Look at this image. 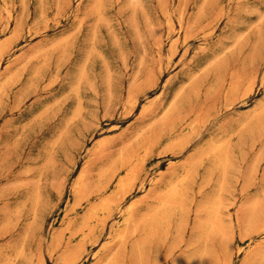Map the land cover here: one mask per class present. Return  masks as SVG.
<instances>
[{
    "label": "rangeland",
    "instance_id": "obj_1",
    "mask_svg": "<svg viewBox=\"0 0 264 264\" xmlns=\"http://www.w3.org/2000/svg\"><path fill=\"white\" fill-rule=\"evenodd\" d=\"M47 2L40 18L38 0H29L19 45L0 65V90H7L0 105V262L9 255L12 264H63L81 248L71 264H107L113 258L115 264H194L200 254L205 264H251L252 259V264H263L257 260L264 258V0H71L62 6L59 0ZM5 4L21 17V0H0V6ZM38 26L46 28L44 34L31 36L28 30ZM93 44L88 81L80 94L86 123L76 131L77 143L67 153L65 143L54 140L61 120L71 115L78 100L62 94L76 61ZM24 84H29L30 95ZM46 103L50 118L33 120L30 112ZM251 114L262 117V123ZM249 118L254 122L243 126ZM217 138H228L236 168L227 173L231 191L224 194L219 219L225 236L201 239L196 229L209 216L204 200L216 191L222 170L213 166L211 155L203 164L195 159ZM142 139L149 141L141 174L123 205V210L135 205L136 220L124 227L115 207L100 210L83 233V218L100 200V169L125 158L126 150ZM102 140L109 142L97 150ZM49 153L59 173L42 169ZM83 168L87 181L80 178ZM189 170L194 173L188 180L189 198L174 200L180 208L172 205L168 233L162 234L160 224L151 223V211L161 209L167 182ZM85 182L87 188L78 191L77 199L76 191ZM32 188L47 195L44 206L22 205ZM82 195L89 200L82 201Z\"/></svg>",
    "mask_w": 264,
    "mask_h": 264
},
{
    "label": "bare ground",
    "instance_id": "obj_2",
    "mask_svg": "<svg viewBox=\"0 0 264 264\" xmlns=\"http://www.w3.org/2000/svg\"><path fill=\"white\" fill-rule=\"evenodd\" d=\"M96 1H100V0H96ZM95 0H94V2H96ZM102 2H103V0H101ZM38 2H39V7H40V9H39V7H38V10H39V13H37V14H39V17L41 18V17H43V15L46 13V10H47V8H48V6H47V4H48V2H47V0H38ZM59 4H60V6H62V2H63V4H68V3H70L71 2V0H59ZM91 2V1H90ZM89 2V3H90ZM102 2H99L97 5H102V4H104V2L102 3ZM218 2V1H217ZM97 3V2H96ZM100 3H102V4H100ZM21 5H22V9H23V14L21 15V17L20 18H18L19 16H17V15H15V8L12 6V7H10V6H7L6 4H5V6H0V65L3 63V61H4V59H5V57L6 56H8V55H10L11 53H13L14 52V49H15V47H17L18 45H19V39L21 38V36L23 35V25H24V23H25V21H26V19H28L27 17H28V7H29V0H21ZM89 5V4H88ZM96 5V6H97ZM38 6V5H37ZM90 6H91V3H90ZM96 6H94L93 8H96ZM200 6H201V4H200ZM204 6V5H203ZM89 7V6H88ZM92 7V6H91ZM202 7V6H201ZM56 8V7H55ZM90 8V7H89ZM89 8H87V10L89 9ZM98 8V7H97ZM57 9V8H56ZM91 9V8H90ZM103 9H104V7H103ZM78 10V9H77ZM93 11L95 10V9H92ZM97 10V9H96ZM96 10H95V12H96ZM198 10V9H197ZM204 10V9H203ZM62 11V10H61ZM79 11V10H78ZM93 11H91V13H93ZM170 13V12H169ZM264 13V12H263ZM263 13L261 14V16L263 15ZM99 14V13H98ZM198 14V13H197ZM94 15V14H93ZM102 15V14H101ZM199 16V15H198ZM98 17V16H97ZM102 17H104V15H102ZM201 17V16H200ZM40 18L38 19V23L40 22ZM199 18V17H198ZM99 19H101L100 17H99ZM34 21L33 22H35L36 20H35V18L33 19ZM200 20V19H199ZM195 22V21H194ZM13 24L15 25V27H13ZM93 30V29H92ZM46 31V28L45 29H42V28H40L39 26L38 27H34V28H30L29 30H28V32H30L31 33V36L33 35H38V34H41V33H43V32H45ZM96 33V32H95ZM44 34V33H43ZM94 34V33H93ZM92 35V34H91ZM94 36V35H93ZM96 36V35H95ZM93 37L94 39L96 38V37ZM61 37V36H60ZM65 37V36H64ZM68 37V36H67ZM90 37V36H89ZM59 39V38H58ZM65 39V38H64ZM67 39H69V38H67ZM94 39H92L93 40V42L92 41H89V42H92V43H94ZM64 41H66V39L64 40ZM64 41H61V43L63 42L64 43ZM57 42V41H56ZM59 43V42H58ZM68 43H69V41H68ZM65 44V43H64ZM67 44V43H66ZM56 45V44H55ZM68 45V44H67ZM59 46H61V44L59 45ZM65 46V45H64ZM93 46H94V44L92 45V48H88L89 49V51L88 52H86V54H85V56H83L84 58L82 59V58H80V59H82V60H80V61H76L77 63L75 64V66H74V69H73V71H72V77H71V80L70 81H67V83H66V87H65V89H64V91H63V94H62V97H68V96H73V97H75V99H77L76 101H77V103H76V106L74 107V109H73V111H72V113H71V115L70 116H68V117H64L62 120H61V122H60V124H59V126H58V128H57V135H56V138H55V140H54V143H56V144H58V143H60V144H62V142H64L65 143V145H64V148H65V152H67L68 153V151H69V149H70V147H72V146H74L76 143H77V136H76V138H75V133H76V131L77 130H80V128H81V126H83V127H85L84 126V124L86 123V117H84V115H83V113H84V111H83V107H82V105L80 104V94H81V91H82V86L84 85V83L85 82H87L88 80H87V78H88V73H89V71H88V69H87V63L89 62V60H90V58H92L91 57V55H92V53H93V51H94V53H95V50H93ZM227 46V45H226ZM226 46L224 47L225 49H227L226 48ZM62 47V46H61ZM59 48V47H58ZM87 49V50H88ZM222 49V48H221ZM224 49V50H225ZM64 50H65V47H64ZM87 50H84V51H87ZM61 51H63V50H61ZM60 51V52H61ZM221 51L222 50H219V51H217V52H214V58L213 59H217V58H215V56L217 57L220 53H221ZM64 52V51H63ZM67 51L65 50V53H66ZM64 53V54H65ZM68 53V52H67ZM62 54V53H61ZM69 54V53H68ZM66 55V54H65ZM64 55V56H65ZM64 56L62 55L61 56V58L63 57V59H64ZM67 56V55H66ZM159 56H161V55H159ZM209 59H211V58H209ZM65 60V59H64ZM211 61V60H210ZM215 61V60H214ZM46 62H47V64H48V61L47 60H45V64H46ZM42 65H43V63H41ZM40 64V65H41ZM42 65H41V67H42ZM38 66V65H37ZM36 66V67H37ZM47 66V65H46ZM160 66V65H159ZM40 67V66H39ZM40 67V68H41ZM48 67V66H47ZM58 67V66H57ZM38 68V67H37ZM40 68H38V69H40ZM43 68H45V67H43ZM43 68H42V70H43ZM37 69V70H38ZM14 70V69H13ZM33 71H34V69H33ZM11 72V71H10ZM16 72V71H15ZM39 72V71H38ZM40 72H44V71H41L40 70ZM8 73H9V70H8ZM12 73V72H11ZM34 73V72H33ZM189 73V72H188ZM10 74V73H9ZM32 74V73H31ZM36 74H37V71H36ZM43 74V73H42ZM42 74H41V76H42ZM30 75V74H29ZM38 75H39V73H38ZM38 75H36L35 77H36V80H38V79H40L39 77H41V76H38ZM189 75V74H188ZM194 75V73L193 74H191L190 76H189V79L191 80L193 77H195V76H193ZM5 76H6V74H5ZM12 76V75H11ZM33 76H34V74L32 75V78H33ZM106 76V75H105ZM8 77V76H7ZM75 77H76V80H75ZM218 77V76H217ZM12 77H10L9 79H11ZM17 79L19 78V76H17L16 77ZM16 78H13L12 80H13V82L15 81L14 79H16ZM111 78V77H110ZM5 79V78H4ZM16 79V80H17ZM194 79H196V78H194ZM218 79V78H217ZM6 80H8V78L6 79ZM6 80H4V81H6ZM18 80H20V79H18ZM35 80V81H36ZM75 80V81H74ZM144 80V79H143ZM31 80H30V77H29V82H30ZM108 80H106V82H105V85L108 83L107 82ZM111 81V80H110ZM193 81V80H192ZM196 81V80H195ZM8 82V81H7ZM6 82V85L8 84ZM11 82V81H10ZM26 82V81H25ZM32 82H33V79H32ZM37 82V81H36ZM5 83V82H4ZM4 83L2 84L3 85V87H4ZM15 83V82H14ZM26 83H28V82H26ZM110 83V82H109ZM112 83V82H111ZM238 83V82H237ZM10 84V83H9ZM12 84V83H11ZM33 84H35V83H33ZM218 84V83H217ZM234 84V83H233ZM13 85V84H12ZM25 85V84H24ZM111 85V84H110ZM11 86V85H10ZM26 87H29V84H28V86H27V84L25 85ZM25 86H24V89H25ZM34 86H37L36 84L34 85ZM31 88H33V85L31 86ZM35 88V87H34ZM6 89V88H5ZM5 89L3 88V90H4V92H5ZM24 89H22V90H24ZM36 89V88H35ZM35 89H34V92L36 93V91H35ZM92 89V88H91ZM94 89H95V87H94ZM109 89V88H108ZM215 89V88H214ZM214 89H212L213 91H214ZM2 90V89H1ZM1 90H0V105L2 104L1 103V101L3 100L2 99V97L3 96H6V95H4V94H2L3 93V90H2V92H1ZM26 90V89H25ZM29 90H30V87L29 88H27V91H28V94L30 95V93H29ZM37 90V89H36ZM27 91H26V95H28L27 94ZM6 92H7V90H6ZM5 92V93H6ZM106 92V91H105ZM215 92V91H214ZM21 93V92H20ZM24 93L25 92H23V95H24ZM7 94V93H6ZM25 95V96H26ZM28 95V96H29ZM82 95V94H81ZM106 95V94H105ZM113 96V95H112ZM110 97V96H109ZM109 97L107 98V99H109ZM114 97V96H113ZM21 98L23 99V98H25V97H23L22 95H21ZM106 98V97H105ZM111 98V97H110ZM22 99H19V101L20 100H22ZM113 99V98H112ZM110 100V99H109ZM22 101H24V99L22 100ZM21 102V101H20ZM82 102V101H81ZM107 102H108V100H107ZM4 103H5V101H4ZM261 103H263V102H261ZM260 103V104H261ZM80 104V105H79ZM48 104L46 103V106L45 107H43L42 105V107L43 108H41V110H39V111H36V110H34V111H31L30 113H31V118L33 119V120H35L36 118H39L42 122L44 121H46V120H48L49 118H50V113H49V111L47 110V108H49L48 106H47ZM60 106V105H59ZM258 106H260V105H258ZM51 107V106H50ZM58 107V106H57ZM264 107V106H263ZM59 108V107H58ZM202 108V107H201ZM194 109V108H193ZM50 110V109H49ZM156 111V110H155ZM200 112V111H199ZM264 112V110L263 111H261V114ZM192 113V112H191ZM196 113V112H195ZM260 114V115H261ZM250 115V114H249ZM252 115H253V117H254V114H251V117H252ZM259 115V116H260ZM261 116H263V115H261ZM83 117V121L81 120V119H79V118H82ZM198 117V116H197ZM200 117V116H199ZM250 117V116H249ZM257 117H258V114H257ZM256 116L254 117V118H257ZM30 118V119H31ZM260 118V117H259ZM85 119V120H84ZM201 119V118H200ZM258 119V118H257ZM262 117L260 118V119H258V122L259 121H261L260 123H262ZM80 120V124H79V121ZM198 121V122H197ZM196 122H197V124L199 123V119L197 120ZM245 121H247V120H245ZM245 121H243V122H241V124L244 126L246 123L247 124H249V125H251V123H253L252 122V120H250V118H249V122H245ZM256 121V120H255ZM32 121L30 120L29 121V123H28V125L31 123ZM78 122V124H75V123H77ZM39 123V122H38ZM178 123H180V122H178ZM73 125L75 126L74 128H73ZM78 125V126H77ZM87 125V124H86ZM254 125V124H253ZM262 125V124H261ZM260 125V126H261ZM247 126V125H246ZM82 127V128H83ZM193 128V127H192ZM253 130V129H252ZM81 131V130H80ZM249 132L251 131L250 129L248 130ZM79 132V131H78ZM254 132H256V130L254 131L253 130V132L252 133H254ZM224 133V132H223ZM240 133V132H239ZM238 133V134H239ZM246 133V132H245ZM137 134V133H136ZM237 134V135H238ZM248 134H250V133H248ZM80 135V134H79ZM78 135V136H79ZM251 135V134H250ZM255 136V135H254ZM241 137H243L242 135H241ZM249 137V136H248ZM135 138V137H134ZM219 138V137H218ZM215 139V140H213V141H208L209 143H208V145L206 146V145H204L205 147H203V148H201L200 149V151H199V153H198V156H197V159H195V160H197V161H199V162H201L202 160H204L205 158V156H206V158H208L207 157V155H211V156H213V159H214V163H213V166L215 167H218V168H220L221 170H222V175H221V178L219 179V181L217 180V183H216V191L214 192V194H212V193H210L209 195H210V200L206 197V199H208L209 201L208 202H205V200H204V206H205V210H207L208 212V215L209 216H207L206 218H208L207 220L206 219H203V220H205V221H203L201 224H200V227H199V230H197L196 229V232L197 231H199L198 232V235H199V238H201V239H203V237L204 238H210V237H213L214 235L216 236V235H219V233L220 234H222L223 236H225V234H224V232H223V230H221L220 229V224H219V222H220V213H221V210H222V213H223V209H224V207H222V205H223V201L225 200V198L223 199V197L225 196L224 194L225 193H227V192H229L230 193V191H231V189H229V191H227L228 189H227V182L230 184V182L227 180V173L229 172V170H230V168L233 166L234 167V169L236 168V165H233L235 162V160L233 161L232 160V153H233V151H232V149H233V147L231 148L230 147V142H228V141H226V140H228V138L226 139V138H221V139ZM148 139H150V138H148ZM239 139H241V138H239ZM245 139V138H244ZM118 140V139H117ZM211 140V139H210ZM80 141H81V139H80ZM136 141H137V139H136ZM141 141V140H140ZM138 142V143H136L135 145H131L127 150H126V153L128 154L125 158H123L122 160H119L118 161V159L119 158H117V159H114V160H112L107 166L104 164L102 167H104V168H102V169H100L101 171H100V175H99V182H97L98 183V187H97V191H96V194L97 195H99L100 196V200H99V202L96 204V206H94L92 209H91V211H90V213L85 217V218H83V220H82V222H81V228H82V230H80V231H82L83 233H84V231L85 230H87V229H90V227H89V225H90V221L94 218V217H96L97 215H98V212L100 211V210H108V209H112L113 207H115L117 210H118V213H121L122 215H123V220H122V223H123V225H124V227H126V226H128L129 224H131V223H133L136 219H135V211H134V209H135V205H128L127 207V209H125V210H123V205H124V203L125 202H127V200H128V198L131 196V194H133V192H134V189H135V187H136V185H137V179L139 178V174H141L140 173V168L142 167L141 165H142V161H143V159H144V155H145V152H146V150H147V145H148V141L149 140H143L142 139V142ZM49 142V141H48ZM108 142H109V140H102V141H99L98 143H97V150H99V149H101V148H103V147H105L107 144H108ZM131 142V141H130ZM153 142V141H152ZM46 143V142H45ZM84 144V143H83ZM83 144H81V145H83ZM54 146V145H53ZM76 147H78V146H76ZM128 147V146H127ZM240 147V146H239ZM121 150V149H120ZM150 150V149H149ZM197 152V151H196ZM125 153V151H122L121 153H120V156H122L123 154ZM149 153V152H148ZM195 156V155H194ZM211 156H210V158H211ZM235 156V159H236V162H237V158H236V155L235 154H233V157ZM212 159V160H213ZM234 159V158H233ZM207 160V159H206ZM205 160V161H206ZM92 161V160H91ZM202 163V162H201ZM204 163V162H203ZM202 163V164H203ZM198 164V163H197ZM86 165H87V163H86ZM199 165V164H198ZM57 161L55 160V158L51 155V153H49L48 155H47V159H46V162L43 164V166H42V169L44 168V169H46V168H49L50 170H52L53 172H55V173H59V169L57 168ZM86 167V166H85ZM232 167V168H233ZM185 168V167H184ZM86 168H83V171L81 172V174H80V178L81 179H83V181H87V177H88V174H87V170H85ZM62 170V169H61ZM213 170V168L211 167V171ZM255 170V169H254ZM79 171H81V170H79ZM210 171V172H211ZM218 170H216V175H218L217 172ZM89 172V171H88ZM189 172H191L190 170L189 171H186V173H183V174H179V176H177V177H175V178H173V179H171L169 182H167V184L164 186V189H163V191L162 192H164V194L162 195V196H164V198L162 199V202H159L160 203V205H159V207H161V209L160 210H157V211H154L153 210V212L151 211V220H152V222H151V220L149 221V222H151V223H153V225H155V223L154 222H157V223H159L160 224V226L162 227H160V229H163L164 231H162V232H164V233H162V234H165V232L167 231V227H170V226H168V221L167 220H169L170 218V210H171V208L173 207L172 205H174L175 207H177L178 205L176 204H174V200H180V202H183V200H182V198H184L185 199V197L187 198L188 197V195H186V193L188 192L187 190H190L191 189V187H190V189H188V183H190L188 180H189V178H192V174H194V173H191V174H189ZM231 172V171H230ZM244 172V171H243ZM209 173V172H208ZM239 173V172H238ZM90 174V173H89ZM212 174V173H211ZM190 175H192L191 177H190ZM209 175H210V173H209ZM220 175V174H219ZM230 174H228V177H230L229 176ZM263 175V174H262ZM56 176H58V175H56ZM62 176V175H61ZM210 176H212V175H210ZM209 179L208 180H210V178H212V177H208ZM251 178V177H250ZM262 178V177H261ZM215 179V178H214ZM217 179V178H216ZM215 179V180H216ZM248 179H249V177H248ZM62 180V179H61ZM191 180V179H190ZM214 180V181H215ZM230 180H231V178H230ZM140 181V180H139ZM248 181V180H247ZM144 182V181H143ZM56 184V183H55ZM60 184V183H59ZM242 185V184H241ZM191 186V185H190ZM41 187V186H40ZM78 187V186H77ZM80 187H82V188H76V189H78L77 191H76V198L78 199V197H80L79 195H78V191L80 192V190L82 191H84L86 188H87V183L85 182L84 184H83V186H80ZM141 187H144V183H142L141 184ZM229 187H230V185H229ZM111 188V192H110V194H107V195H105V193L107 192V190H109ZM152 188V187H151ZM151 190V189H150ZM87 191H89V188L87 189ZM213 191V190H212ZM243 191V190H242ZM263 191H264V188H263ZM85 192V191H84ZM31 195L28 197L29 199L27 200V201H24V202H22V205L25 207V206H27V205H30V206H32L33 208L34 207H39V206H44L45 205V203H46V197H47V195L45 196V195H43V192L41 191V189L40 188H36V189H34L33 190V188H32V190H31ZM74 193V192H73ZM228 193V194H229ZM75 194V193H74ZM86 194V193H85ZM189 194V193H188ZM212 194V195H211ZM227 194V195H228ZM78 195V196H77ZM208 195V196H209ZM86 197H87V195H86ZM149 197V196H148ZM258 197H260V195L258 194ZM83 195H82V201H83ZM143 198V197H142ZM189 198V197H188ZM261 199H262V197H260ZM27 199V198H26ZM26 199H24V200H26ZM80 199L81 198H79V201H80ZM150 199V198H149ZM157 199V198H156ZM229 200H230V198H228ZM228 199L226 198V200L228 201ZM84 200H86V201H88L86 198H84ZM182 200V201H181ZM159 201V200H158ZM177 201V203H179ZM203 201V200H202ZM227 201H226V204H227ZM247 201V200H246ZM258 201V200H257ZM230 202V201H229ZM234 202V201H233ZM247 202H249V201H247ZM133 203V202H132ZM225 203V202H224ZM232 203V201L230 202V204ZM259 203V202H258ZM260 203H262V202H260ZM131 204V203H130ZM181 204V203H180ZM202 204V203H201ZM255 204H256V201H255ZM158 205V204H157ZM183 205V204H182ZM225 205V204H224ZM243 205V204H242ZM259 205V204H258ZM257 205V206H258ZM21 206V205H20ZM22 206V207H23ZM137 206V205H136ZM155 207H156V204L154 205ZM181 206V205H180ZM254 206V205H253ZM21 207V208H22ZM31 207V208H32ZM179 207V206H178ZM177 207V208H178ZM201 207H203V204H202V206ZM255 207H256V205H255ZM20 208V209H21ZM26 208V207H25ZM158 208V207H157ZM176 208V209H177ZM180 208V207H179ZM185 208V207H184ZM184 208H182V209H184ZM23 209V208H22ZM21 209V210H22ZM40 209V208H39ZM181 209V210H182ZM19 210V209H18ZM33 210H35V209H33ZM150 210H152V209H150ZM149 210V211H150ZM174 209H172V211H173ZM20 211V210H19ZM148 211V212H149ZM176 211V210H175ZM182 211H184L185 212V210H182ZM201 211H202V209H201ZM243 211V210H242ZM204 212H206V211H204L203 210V213ZM32 214H33V212H31ZM176 213H178V212H176ZM182 213V212H181ZM242 213V212H241ZM36 214H38L37 212H36ZM183 214V213H182ZM181 214V215H182ZM184 215V214H183ZM205 216L207 215V214H204ZM223 215V214H222ZM221 215V216H222ZM176 216V215H175ZM179 216H180V213H179ZM230 216V215H229ZM101 217V216H100ZM178 217V216H177ZM254 217V216H253ZM181 218H182V216H181ZM180 218V219H181ZM224 218V217H223ZM248 218V217H247ZM246 218V219H247ZM261 219V218H260ZM259 219V220H260ZM94 220V219H93ZM145 220H147V219H145ZM221 220H222V218H221ZM229 220H230V218H229ZM238 220V219H237ZM262 220V219H261ZM31 221V220H30ZM148 221V220H147ZM232 221V220H231ZM242 221V220H241ZM247 221V220H246ZM252 220H250V222H251ZM103 222H104V220H103ZM170 222V221H169ZM255 222V221H254ZM258 223H259V221H257ZM93 223V222H92ZM156 223V224H157ZM200 223V222H199ZM198 223V224H199ZM224 223H226L225 221H223V226H226ZM252 223V222H251ZM250 223V224H251ZM257 223V224H258ZM197 224V225H198ZM230 224V223H229ZM254 224H256V223H254ZM170 225V224H169ZM31 226V225H30ZM105 226H106V224H105ZM150 226H151V224H150ZM199 226V225H198ZM223 226H221V227H223ZM248 226V225H247ZM65 227V226H64ZM80 227V226H79ZM129 227V226H128ZM158 227V225L155 227V228H157ZM159 228V227H158ZM250 228V227H249ZM123 230H125L126 228H122ZM169 230V229H168ZM51 231V230H50ZM93 231V230H92ZM76 232V231H75ZM153 232V234H154V232H155V230L154 231H152ZM152 232H151V235H152ZM222 232V233H221ZM92 233V232H91ZM166 233H168V231L166 232ZM90 233H88V235H89ZM127 235H128V233H126ZM86 235V234H85ZM83 236V238H85L86 236ZM127 235H125L124 236V238L127 236ZM151 235H149V237L151 236ZM166 235V234H165ZM197 235V236H198ZM196 236V237H197ZM147 237H148V235H147ZM163 237V236H162ZM152 238V237H151ZM84 241V240H83ZM88 241V240H87ZM206 241V240H205ZM250 241V240H249ZM145 243V242H144ZM248 243V242H247ZM257 243V242H256ZM77 245H78V243H77ZM83 245V244H82ZM145 245H146V243H145ZM254 245H255V243H254ZM254 245H252L253 247H254ZM76 246V245H75ZM79 246V245H78ZM251 246V247H252ZM79 247H81V246H79ZM83 247V246H82ZM252 247V248H253ZM256 247V246H255ZM264 247V246H263ZM257 248V247H256ZM255 248V249H256ZM76 249V248H75ZM69 250V249H68ZM96 250V249H95ZM249 250H250V248H249ZM83 251V249H78L77 250V254L75 255V257L74 256H72V257H74L73 259H72V257H71V259H72V261L76 258V256H78V254L79 253H81ZM214 251V250H213ZM17 253H16V256H18V255H21L20 254V250L19 251H16ZM69 253L71 252V250H69L68 251ZM22 253V252H21ZM94 253V252H93ZM101 253V252H100ZM138 254H139V252H137ZM108 254V253H107ZM260 254H262V253H260ZM70 255H71V253H70ZM72 255H74L73 254V252H72ZM95 255V254H94ZM254 255L255 254H253L252 255V258H255L254 257ZM258 255V257H260L259 256V254H257ZM112 256H114V255H112ZM200 256L201 257H197V260H195V263L194 264H205V260H204V254H200ZM223 256V255H222ZM103 257V256H102ZM251 257V256H250ZM258 257H256V258H258ZM20 258V257H19ZM79 258V257H78ZM81 258V257H80ZM209 258V257H208ZM252 258H249L248 257V259H252ZM71 259H69V260H71ZM101 259V258H100ZM114 259V258H113ZM113 259L112 260H109V262L107 263V264H115V262L113 261ZM244 259V258H243ZM259 259V258H258ZM262 259V260H261ZM261 259L258 261L257 260V262L259 263H262V261L264 262V258H263V255H261ZM66 260V259H65ZM204 260V261H203ZM207 260V259H206ZM209 260V259H208ZM256 260V259H255ZM15 261V260H14ZM72 261H69V262H66V263H63V264H71V262ZM224 261V260H223ZM252 261V263H254L253 262V259L251 260ZM251 261H249V262H251ZM12 259H11V256H9V255H5L4 256V259L2 258V260H1V262H0V264H12ZM208 262H210V261H208ZM213 262V261H212ZM226 262V261H225ZM248 262V263H249ZM251 263V264H252ZM43 264H44V262H43ZM208 264V263H207ZM250 264V263H249ZM256 264V263H255ZM264 264V263H263Z\"/></svg>",
    "mask_w": 264,
    "mask_h": 264
}]
</instances>
